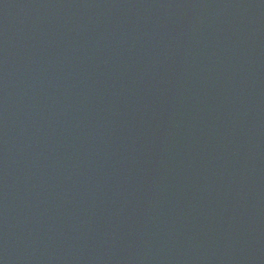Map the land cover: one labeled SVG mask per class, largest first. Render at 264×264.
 I'll return each instance as SVG.
<instances>
[{
  "label": "water",
  "instance_id": "1",
  "mask_svg": "<svg viewBox=\"0 0 264 264\" xmlns=\"http://www.w3.org/2000/svg\"><path fill=\"white\" fill-rule=\"evenodd\" d=\"M0 264H264V0H0Z\"/></svg>",
  "mask_w": 264,
  "mask_h": 264
}]
</instances>
